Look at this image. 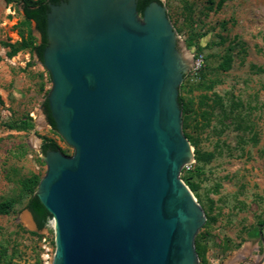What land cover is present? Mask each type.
Segmentation results:
<instances>
[{"label":"water","instance_id":"obj_1","mask_svg":"<svg viewBox=\"0 0 264 264\" xmlns=\"http://www.w3.org/2000/svg\"><path fill=\"white\" fill-rule=\"evenodd\" d=\"M137 3L48 4L46 99L73 149L42 156L34 193L54 226L51 264L199 263L206 219L181 180L194 154L178 101L193 62L165 5L150 2L139 15Z\"/></svg>","mask_w":264,"mask_h":264},{"label":"rangeland","instance_id":"obj_2","mask_svg":"<svg viewBox=\"0 0 264 264\" xmlns=\"http://www.w3.org/2000/svg\"><path fill=\"white\" fill-rule=\"evenodd\" d=\"M160 1L192 62L197 56L203 58V67L198 71L191 67L184 78V96L192 98L194 108L201 97L207 98L208 106L216 103L207 120L199 118L205 125L200 122L192 132L194 160L181 172V178L191 176L192 194L205 214L203 227L207 224L197 234L203 249L198 264H231L247 243L256 246L251 259L260 260L264 254V227H258L264 220V0H222L220 7L221 0ZM28 29L38 40L34 24L24 23L22 4L0 0V203L15 201L8 214L0 215V248L8 249L11 257L3 264H44L43 238L53 258L51 220L39 232L28 229L27 197L19 183L32 175L44 176L42 138L55 141L64 155H73L43 118L41 105L51 87L43 66L29 50L7 57L6 46L19 43ZM224 58H229L225 71L220 68ZM28 119L33 130L25 129L23 122Z\"/></svg>","mask_w":264,"mask_h":264},{"label":"trees","instance_id":"obj_3","mask_svg":"<svg viewBox=\"0 0 264 264\" xmlns=\"http://www.w3.org/2000/svg\"><path fill=\"white\" fill-rule=\"evenodd\" d=\"M3 1L6 2L7 4L15 2V1H19L22 4V13L24 17V23L28 26L31 23H33L34 31L39 35V38L37 40L33 36L32 31L28 29L26 36L25 37L22 36L21 41L19 43L15 45L6 46L9 49V51L7 52V57L11 58L21 51L29 50L35 56L37 62L41 64L42 54H43L44 48L47 46L45 31H46V15L49 11L48 4L58 5L60 2L65 1V0H38V1L3 0ZM153 1L161 4L160 0H138V3H137L138 14L141 15L144 7ZM221 4H222V0L219 1L218 7H220ZM186 45L187 47L191 46L190 42H186ZM228 61H229V58H224L223 63L220 65V68L222 70L225 71L229 67ZM47 75H48V78L50 79L48 73ZM185 81L180 86L179 96H178V101L182 109V129H183L184 136L187 138L189 143L195 147L196 144L192 137V132L197 131V129L200 126V122L203 123V121H205V117L207 120V116H209V114L211 115V111H213L214 108L216 107V103L212 106H208L204 102V99L206 97L204 99L201 97L198 100L197 107L194 108L195 104L192 98H189V96L187 97L184 96L185 95L184 89L186 88ZM188 91L191 92V89ZM0 103H1V99H0ZM202 107L208 108V110L207 109L202 110ZM41 109H42L43 114L45 115L48 126L53 132H56L54 122L50 116L46 98L44 99L41 105ZM212 115H213V112H212ZM199 118L203 119V121L200 120ZM23 123L25 124L26 130L28 131L33 130L34 124L32 120L28 119V122H23ZM205 123L207 124V121ZM203 125L205 124L204 123L201 124V127H203ZM39 149H40V153L42 156H44L47 151H60V148L58 147L55 141L48 140L45 138H42ZM194 153H195V159L198 163L200 161L199 152L195 150ZM190 177L191 176L188 174V175L182 176L181 179L183 180V182L185 183V185L189 188L191 192H195L194 186L190 182V179H191ZM40 179L41 178L39 176L32 175L28 178L21 180L19 183L21 194L27 197V203H26L25 208L31 212L38 232L43 230L46 227L48 221L51 220V216L44 209L39 199L34 194L37 190V186H38ZM14 204H15V201L12 199L1 202L0 203V215L8 214L12 210ZM206 226L207 224L202 229H204ZM258 227L260 229L264 227V220L258 224ZM30 234L37 235V233L35 232H30ZM198 240H199V235L196 237V240H195V244H196L195 248H196L197 255L201 257L203 254V249L201 248L200 244H198ZM7 252H8V249L3 248V247L0 248V264H3L5 259H8L9 262L11 261V257H8ZM203 264H205L204 261H203Z\"/></svg>","mask_w":264,"mask_h":264},{"label":"bare ground","instance_id":"obj_4","mask_svg":"<svg viewBox=\"0 0 264 264\" xmlns=\"http://www.w3.org/2000/svg\"><path fill=\"white\" fill-rule=\"evenodd\" d=\"M24 223L27 225H30V219L24 220ZM256 250V246L253 243H247L242 246V248L234 254V256L231 258L229 263L231 264H237L238 262H245L247 258H252L253 252ZM253 262L250 264H260L259 260L257 258L252 259Z\"/></svg>","mask_w":264,"mask_h":264},{"label":"built area","instance_id":"obj_5","mask_svg":"<svg viewBox=\"0 0 264 264\" xmlns=\"http://www.w3.org/2000/svg\"><path fill=\"white\" fill-rule=\"evenodd\" d=\"M203 58H202V56H197L196 58H194V60H193V65H192V69L194 70V71H198V70H200L202 67H203ZM187 167V165L184 167V168H186ZM183 168V169H184ZM50 225L52 226V228L54 229V226H53V223H52V221H50ZM42 243L44 244L43 245V249H44V254L42 255V259H43V263L44 264H50V263H52V258H51V256H50V253L48 252V249L46 248V245H45V243H46V239L45 238H43L42 239Z\"/></svg>","mask_w":264,"mask_h":264},{"label":"flooded vegetation","instance_id":"obj_6","mask_svg":"<svg viewBox=\"0 0 264 264\" xmlns=\"http://www.w3.org/2000/svg\"><path fill=\"white\" fill-rule=\"evenodd\" d=\"M190 60L192 61V57H190ZM251 258H247L246 260H245V262L244 263H241V264H250L249 262H251Z\"/></svg>","mask_w":264,"mask_h":264}]
</instances>
